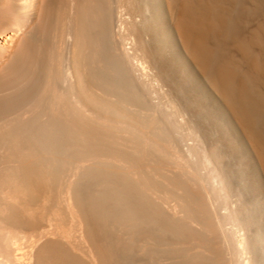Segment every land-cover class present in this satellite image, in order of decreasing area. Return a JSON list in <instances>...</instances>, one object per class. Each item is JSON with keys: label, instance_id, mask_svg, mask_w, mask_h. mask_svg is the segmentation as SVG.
Returning a JSON list of instances; mask_svg holds the SVG:
<instances>
[{"label": "bare ground", "instance_id": "bare-ground-1", "mask_svg": "<svg viewBox=\"0 0 264 264\" xmlns=\"http://www.w3.org/2000/svg\"><path fill=\"white\" fill-rule=\"evenodd\" d=\"M132 1L134 12L131 0H0V264L26 263L41 240L37 264H92L82 235L96 264H264L244 228L257 207L189 113L208 80L230 134L241 127L264 164V0H175L180 47L162 0ZM123 11L141 23L129 30ZM147 24L166 25V40L144 44L152 62L184 69L168 109L143 74L148 55L117 39Z\"/></svg>", "mask_w": 264, "mask_h": 264}, {"label": "rangeland", "instance_id": "rangeland-1", "mask_svg": "<svg viewBox=\"0 0 264 264\" xmlns=\"http://www.w3.org/2000/svg\"><path fill=\"white\" fill-rule=\"evenodd\" d=\"M173 1L174 2H172V0H162L163 9H164L163 13L167 16L169 24L172 25L173 30L175 32V35H177L176 36L177 42H178V40L181 42L180 37H179L178 27L175 23V21H176L175 18L176 17L178 18L179 15H181L182 12L180 13V11H182V8H180V7L182 5L179 4L180 2L178 1L177 5L178 4L179 5L175 8L176 2H175V0H173ZM245 2H248L247 3L248 5L246 4L248 7L250 5L251 6L253 5L252 0H245ZM131 6L136 8V6L133 4L132 0L129 4V7L127 6L126 9L131 10V12H134V9L133 10H132V8L130 9ZM178 7L180 8V10ZM150 14H151V9H150V7H147L146 16L149 17ZM123 15H125V17L122 16V19L127 21V25L129 26L127 28L129 30L134 29V28L130 27V25H137V24L141 23V17H139L138 15H134L133 17H131V15L128 14V11H123ZM256 22H257L256 18H251L247 27L244 30L245 34H250V32H252L254 30V28L256 27V24H257ZM147 27H148L149 31H147V33H145L143 36H141V38L138 37L139 35H137V32L135 33V31H133V34L128 35V34H126V33H128L127 30L121 29L120 35H118L117 39L119 42L122 41L123 45L125 46V49L130 51V53H134V54L136 53L137 54V55L135 54L136 56H141V57H143V54L148 55V56L146 55L147 56L146 57L147 62H145L147 69L145 68L143 70L144 71L143 74H145V72H146V77H145V75H143V76L146 79L153 77L152 75L155 76L153 78L156 79V81L154 82L156 85L155 86L156 90L153 87H152L153 89L151 87H150V89L153 90L152 91L153 94L155 91L156 94H154V95H155V97L158 98V100H160V98H159V96H156V95H161L160 97H162V98L159 102L161 104H163V102H164L166 105H168L167 107H165V109L166 108L168 109L169 105L171 107V101H174V100L177 101L178 100L177 90L181 84V80H182L181 75H183L184 69L182 68V66L180 64V59H177L173 62V65L176 68L169 73H167L165 70H161L160 67L158 66V64L152 62V58L149 56L150 53L148 52L147 47L151 43L154 46H158L156 44V41H155L158 38L161 39V41H162V39H163V41H164V39L166 40V37L162 36L163 32L165 31L166 25L165 24L164 25L163 24H161V25L157 24V31L150 28L148 26V24H147ZM122 32L126 36L125 39H123L121 37L123 35ZM157 33H158L159 37H158ZM180 42H178L179 47L181 44ZM144 44L147 45V47ZM144 47H146L147 49ZM134 62H135V64H137L136 59H134ZM190 63H191V66H193L195 69H197L194 62L191 61ZM147 73H148V75H147ZM152 73H154V74H152ZM149 75H151V77ZM158 87L161 89L159 90ZM207 90H208L207 91V104H204L201 106L197 105L200 101L195 100L193 94L191 95V93H190L192 100H194L191 103L196 105V106L192 105L190 107L191 109L189 110V113L192 114L190 116L192 118V126H193V129H195L193 136L200 141V144L203 146V148L205 150L208 149L207 151H210L211 154H214L215 156L216 155L220 156L222 158L223 163L229 164L231 161H233L232 166L237 168L240 175H241L238 178V183L236 184L235 190L238 189L245 196V198H246L245 200H247L248 202L253 201L257 207L255 210V212H256L255 216L252 218V221L255 224H253L252 226L251 225H245L244 228L249 233L252 232L251 229L255 230V232L259 238V243L264 245V171H263L264 170V164H263L262 159H261L260 155L258 154L257 150L253 146V144L250 141V139L248 138V136L244 133V131H242L241 127L239 128V130H240L239 132H241V136H242L241 139L235 140L233 138V135L230 134L228 127L226 125V120H228L229 116H230V112H229L230 109H228L229 107L227 106V104L224 101V99L222 98V96L215 89H213L212 86H210V83H208V80H207ZM194 93H196V92H194ZM166 98L168 100H166ZM196 98L198 99V97H196ZM214 99H216L217 101H220L221 104L223 105L222 107L224 108V112L226 111L225 114H223L224 116L223 115L219 116V113L216 111L214 105L212 104V102H213L212 100H214ZM167 102H168V104H167ZM199 110H200L201 114H198ZM226 115H227V117H226ZM200 117H201V119H200ZM243 146L245 148L247 146V148H249V150H251V152H250L251 154L250 153L249 154L244 153L245 149L241 148ZM214 155H212V156H214ZM246 155H248V156H246ZM261 163H262V166H261ZM169 164H171V166L168 169L167 166L169 167ZM211 164L214 165V163H211ZM251 164H254V165H251ZM173 165H174L173 162L170 161L168 163V165L165 166V170H167L169 172H175V169L171 170L172 169L171 167ZM250 165L253 166L252 167L253 169L256 168L255 166L257 165V167L259 169V176L258 177H253V175L250 172L251 171ZM173 168H176L175 165L173 166ZM176 171H178V170H176ZM236 203H237V207L240 210H242L243 212L248 211L245 204H243V203L238 204L237 201H236ZM173 205H174V201H169L168 206H169L170 210L173 209ZM248 205H250V203H248ZM194 225H196V224H194ZM80 240L84 244L86 250L89 253V256H88L89 261L92 264H96V259L93 255V253L91 252L90 243L84 237V235L80 236ZM41 241H43V240H41ZM41 241H40V243L38 242L35 245V247H33L32 249H27V250H29V252L31 251L29 253L30 258L24 264H37V259H36L35 255H36L37 248L42 243ZM257 249H258L257 250L258 254H260L263 257L264 252L262 251V249H259V248H257ZM136 258L138 260H142L143 255L140 252H138ZM131 264H135V263H131Z\"/></svg>", "mask_w": 264, "mask_h": 264}]
</instances>
